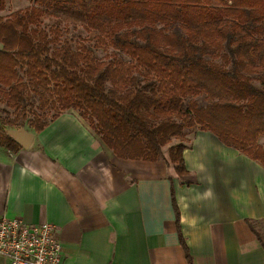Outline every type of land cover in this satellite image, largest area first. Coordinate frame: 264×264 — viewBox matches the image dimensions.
I'll use <instances>...</instances> for the list:
<instances>
[{
	"label": "trees",
	"instance_id": "16d2710c",
	"mask_svg": "<svg viewBox=\"0 0 264 264\" xmlns=\"http://www.w3.org/2000/svg\"><path fill=\"white\" fill-rule=\"evenodd\" d=\"M30 1L0 16V147L15 153L7 130L38 133L74 110L122 160L156 162L178 140L167 149L178 178L188 132L264 169V0ZM86 41L111 51L98 60Z\"/></svg>",
	"mask_w": 264,
	"mask_h": 264
},
{
	"label": "crops",
	"instance_id": "0c3cea01",
	"mask_svg": "<svg viewBox=\"0 0 264 264\" xmlns=\"http://www.w3.org/2000/svg\"><path fill=\"white\" fill-rule=\"evenodd\" d=\"M27 131L0 147V217L55 226L60 264H264V169L213 134H190L178 178L167 156L117 158L74 110Z\"/></svg>",
	"mask_w": 264,
	"mask_h": 264
},
{
	"label": "built area",
	"instance_id": "2783aa9c",
	"mask_svg": "<svg viewBox=\"0 0 264 264\" xmlns=\"http://www.w3.org/2000/svg\"><path fill=\"white\" fill-rule=\"evenodd\" d=\"M60 253L52 224L0 217V257L9 264H60Z\"/></svg>",
	"mask_w": 264,
	"mask_h": 264
},
{
	"label": "rangeland",
	"instance_id": "374dc122",
	"mask_svg": "<svg viewBox=\"0 0 264 264\" xmlns=\"http://www.w3.org/2000/svg\"><path fill=\"white\" fill-rule=\"evenodd\" d=\"M31 3L30 0H6L5 1V7L3 10L0 11V16H8L10 13L17 11V10H22L25 7L29 6ZM83 37H86V34H82ZM86 44L88 46V48L93 52L94 56L98 59V60H105L106 56L110 53L111 49H107V48H103L102 46H98L95 42L93 41H86ZM254 85L256 87H259L260 84L259 82L255 79L254 80ZM199 104H203L202 98H198L197 99ZM34 105H36V102H34ZM4 108V105L0 103V109ZM78 113V112H77ZM51 114L50 112L48 113V115ZM4 117V114L2 112H0V126H1V121ZM23 128L25 130H28V126L26 123H23ZM188 138L190 140V134L188 132ZM178 140L173 139L172 143L170 145H167L165 147H163V153L164 156H167V149L169 148V146L173 145V144H177ZM258 143L259 145L264 149V137H260L258 139ZM1 262H4V260H1Z\"/></svg>",
	"mask_w": 264,
	"mask_h": 264
},
{
	"label": "water",
	"instance_id": "95a60500",
	"mask_svg": "<svg viewBox=\"0 0 264 264\" xmlns=\"http://www.w3.org/2000/svg\"><path fill=\"white\" fill-rule=\"evenodd\" d=\"M6 133L24 149H27L31 145L34 138V135L23 127L20 129L7 130Z\"/></svg>",
	"mask_w": 264,
	"mask_h": 264
}]
</instances>
